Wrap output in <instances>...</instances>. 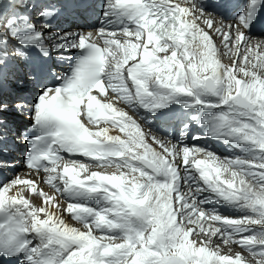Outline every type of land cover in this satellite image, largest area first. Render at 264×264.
<instances>
[{
  "label": "snow or ice",
  "instance_id": "6c2138e0",
  "mask_svg": "<svg viewBox=\"0 0 264 264\" xmlns=\"http://www.w3.org/2000/svg\"><path fill=\"white\" fill-rule=\"evenodd\" d=\"M184 4L104 0L97 31L103 43L97 44L91 33L47 31L59 12L50 0H0L5 13L9 7L23 9L0 22V154L8 156L22 143L25 166L43 170L55 189L50 195L19 176L0 185V264H253L239 253L220 254L219 245L209 243L213 237L239 245L254 264H264V42L253 53V37L247 35L264 13V0H244L234 23L220 21L214 31L227 51L219 54L212 37L194 23L203 18L212 28L215 10L206 11L205 0ZM186 34L193 40L198 36L206 49L199 63L189 59ZM33 48L44 60L53 50L79 54L70 58L69 72L51 83L54 72L31 57ZM233 48L237 59L222 63ZM28 83L31 102L21 94ZM106 90L115 101L144 110L143 119L151 117L161 136L143 132L113 100L100 101ZM177 108L206 137L242 155L221 158L207 148L184 145L191 123L167 127ZM25 112L34 135L10 119ZM98 118L110 119L126 139L109 135L108 127L92 131L86 126ZM128 125L134 130L126 131ZM61 152L92 157L99 170L65 160ZM5 166L15 167L0 164ZM82 172L87 173L83 179ZM224 173L232 178L222 179ZM8 192L13 194L5 208ZM29 192L44 203L30 204ZM61 197L71 201L66 209ZM91 200L98 206H89ZM213 204H228L243 215L230 218L216 207H204ZM62 210L84 230L67 225ZM205 221L219 225L211 228Z\"/></svg>",
  "mask_w": 264,
  "mask_h": 264
},
{
  "label": "bare ground",
  "instance_id": "6f19581e",
  "mask_svg": "<svg viewBox=\"0 0 264 264\" xmlns=\"http://www.w3.org/2000/svg\"><path fill=\"white\" fill-rule=\"evenodd\" d=\"M56 0H50V2H55ZM6 3H9V0H5ZM185 6V4L183 3V7ZM16 9V8H15ZM14 8H12V10H15ZM8 13V9H7V12L5 13L4 11V8L3 6H0V22H2L3 18L7 15ZM64 15V14H62ZM196 15H199V13H197ZM12 16H10L9 18H11ZM55 18V17H54ZM53 18V19H54ZM190 20L191 18L188 17ZM213 21H214V24H213V27L212 28H209L207 24L204 23V20L203 18L201 19H198L196 20L194 23L199 27V28H202L204 29L211 37H212V40H213V43H214V46L217 48L218 50V54L219 53H223L225 51H227L224 47V44H223V38L221 36H219L215 31L214 29L216 27H219L220 26V21L216 16L212 15L210 17ZM51 19V20H53ZM56 19V18H55ZM192 21V20H191ZM193 22V21H192ZM225 25L231 23L230 21H223ZM54 28V25L51 24V27L49 29H47V31H50L52 33H65V29H56V30H52ZM250 35V34H249ZM251 36V35H250ZM252 37V36H251ZM261 42H264V37H253V53H255L257 51V48L256 46L258 44H260ZM206 51V49H201L199 51V55L198 56H189V59H193L194 57H196V60L195 62L196 63H199V58L201 57V54L204 53ZM262 51H264V49H262ZM55 54L57 56H66L65 53H62V52H55ZM214 58H219L218 57H214ZM242 59V57H240ZM237 59V56L235 54V49L233 48L231 51H228V55H224L222 58H221V62L224 63V64H231L232 60H235ZM186 63V62H185ZM13 120V119H12ZM142 129V128H141ZM128 130H134L133 127H131L130 125H128V127L126 128V131ZM143 132L145 133H149V132H146L144 129H142ZM125 134V133H124ZM152 134V133H151ZM126 136V135H124ZM121 139H126V137H123L121 135ZM192 147H198L196 145H191L190 148ZM18 148H16V150L14 151H11V153L8 155V156H4L3 154H0V164H6L7 162H10L11 164L15 165V167H11L12 171L11 172L10 170H8V166L5 167V172L4 174H6V177L5 179L1 182V184L3 185V182L4 184L9 182L10 180L16 178L17 176H19L20 178L22 179H25V180H32V181H35L36 182V187L39 188L40 190L46 192V193H49L50 195L54 193L55 189H53L51 187L50 184H48L46 182L47 180V177L45 178H41L39 175L40 174H36L34 172H30L29 170H27L26 168H24L21 163L19 164L18 161L12 159L11 158L13 156H15V152L17 151ZM19 152H21L20 149H18ZM139 151L141 152L142 154V151L143 149H139ZM211 151V150H210ZM214 152V151H213ZM215 154H217L216 152H214ZM232 154V155H231ZM218 155V154H217ZM242 155V154H241ZM219 156V155H218ZM235 156H237L236 153H228L227 155L225 156H220L221 158H235ZM191 157V155H190ZM19 160V159H18ZM20 161V160H19ZM81 163H84L86 166H88L90 168V171H98V167H96V161L95 162H90V163H85L83 161H79ZM111 172V169H109V173ZM87 173H81L80 174V178L83 179L84 175H86ZM102 174H105V173H102ZM138 176V173L136 174ZM222 179H231V175L230 173H224L221 177ZM236 186L238 187L239 184H238V181L236 182ZM17 187H22L21 185H18ZM13 193L12 192H8L6 193L5 197L8 199V196L12 195ZM59 195V194H58ZM29 196L32 197V199L30 200V204H43L44 201L37 197L36 193L35 192H29L26 194L25 198H28ZM62 200H64V203H63V209H66L67 208V203L68 202H71L70 200H67L65 198H60ZM87 203H91L94 207H97L98 204L95 200H91V201H88ZM48 207L51 209L52 206L49 204ZM54 210V209H52ZM228 214L230 215H225L223 214V216H227V217H230V218H239L240 216L243 215V213L239 212L237 209H232V208H228ZM61 219H63L67 225L71 226V227H75L77 229H80V230H84L83 227H80L78 225L75 224V222H78L76 221L75 219L72 218V215L70 213H68L67 211H63L61 212ZM222 215V214H221ZM41 218H44L43 217V214H41ZM206 224H209L211 228H215L216 224H210L212 223L211 221H205ZM207 227V225H205ZM214 239H220L219 237H213V240ZM209 241H211V239L209 238ZM222 246L219 248L221 249ZM224 250V249H223ZM225 251V250H224Z\"/></svg>",
  "mask_w": 264,
  "mask_h": 264
},
{
  "label": "rangeland",
  "instance_id": "374dc122",
  "mask_svg": "<svg viewBox=\"0 0 264 264\" xmlns=\"http://www.w3.org/2000/svg\"><path fill=\"white\" fill-rule=\"evenodd\" d=\"M252 37H257L255 35L250 34ZM260 37V36H259ZM264 37V36H261ZM232 155V154H231ZM225 156V155H224ZM256 165V164H255ZM232 208V207H230ZM235 209V208H232ZM223 214L225 215H229L228 211L224 212ZM222 214V215H223ZM230 216V215H229ZM241 217V216H240ZM239 217V218H240ZM253 227L255 228H259V225H253ZM238 239V237H237ZM210 244H213V247H215L216 245H219V248L222 246V248L220 249V254H225V255H230V256H234L236 253H239L242 257H244L245 261H253V258L251 256L250 253H248L247 251L243 250L239 245L237 244H225L221 239H214L213 241H209ZM225 251H224V250ZM230 264H234V262H230ZM243 264V262H242Z\"/></svg>",
  "mask_w": 264,
  "mask_h": 264
}]
</instances>
